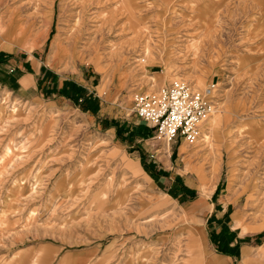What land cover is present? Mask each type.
<instances>
[{"label": "rangeland", "instance_id": "1", "mask_svg": "<svg viewBox=\"0 0 264 264\" xmlns=\"http://www.w3.org/2000/svg\"><path fill=\"white\" fill-rule=\"evenodd\" d=\"M179 80L198 139L143 135ZM212 259L264 264V0H0V264Z\"/></svg>", "mask_w": 264, "mask_h": 264}, {"label": "built area", "instance_id": "2", "mask_svg": "<svg viewBox=\"0 0 264 264\" xmlns=\"http://www.w3.org/2000/svg\"><path fill=\"white\" fill-rule=\"evenodd\" d=\"M215 110L211 87L199 91L179 80L157 93L136 95L132 112L156 139L193 143L199 137L200 124Z\"/></svg>", "mask_w": 264, "mask_h": 264}, {"label": "crops", "instance_id": "3", "mask_svg": "<svg viewBox=\"0 0 264 264\" xmlns=\"http://www.w3.org/2000/svg\"><path fill=\"white\" fill-rule=\"evenodd\" d=\"M139 121V123H140V126H141V128H140V132H143L142 134L143 135H146L147 137L149 136V135H152V131L143 123V122H141L140 120H138ZM217 263V261L216 260H214V259H212L211 261H210V264H216Z\"/></svg>", "mask_w": 264, "mask_h": 264}, {"label": "bare ground", "instance_id": "4", "mask_svg": "<svg viewBox=\"0 0 264 264\" xmlns=\"http://www.w3.org/2000/svg\"><path fill=\"white\" fill-rule=\"evenodd\" d=\"M212 116V115H211Z\"/></svg>", "mask_w": 264, "mask_h": 264}]
</instances>
